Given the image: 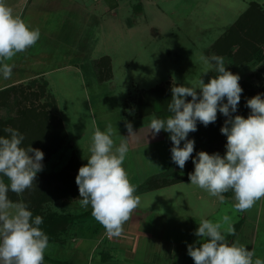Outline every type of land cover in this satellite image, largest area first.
<instances>
[{
  "label": "rangeland",
  "instance_id": "rangeland-1",
  "mask_svg": "<svg viewBox=\"0 0 264 264\" xmlns=\"http://www.w3.org/2000/svg\"><path fill=\"white\" fill-rule=\"evenodd\" d=\"M5 2L32 28L38 27L41 33L34 47L9 61L14 65L11 77L5 79L0 74V136H7L4 129L11 127L25 137L23 147L31 146L43 153H51L44 157V167L37 174L36 183L24 192L28 196L36 194L40 197L45 192L56 193L63 188L69 198L80 200L75 178L80 168L79 159L82 165L87 164L95 127L104 131L111 124L115 133L113 139L119 145L120 136L126 137V123L146 124L150 123L151 116L157 117L156 113L136 115L135 100L143 90L156 85L166 88L173 84L192 86L200 77L207 83L216 75L214 71L203 74L208 66L201 56H222L227 70L240 76L243 92L233 117L242 115L247 118L250 114L247 100L257 94L264 96V40L260 41V34L249 28L247 32L234 36L229 48L222 40L227 28L250 3L258 2L264 9V0ZM102 56L110 57V71L97 63ZM48 114L59 119L63 133L57 140L46 144L50 135L45 134L43 120L47 121ZM226 119L218 113L216 122L207 127L197 122V131L188 136L195 141L193 159L200 151L218 152L221 156L226 153L227 138L220 131ZM163 132L166 138L163 145L147 144L140 146L138 151L129 149L127 153L124 167L137 188L146 183V176L143 172L138 174V167L144 170L150 159L159 160L157 156L164 146L165 154L171 156L170 134ZM171 165L177 166L173 161ZM171 188L167 201L164 197L155 200L154 193L150 194L152 199L148 200L144 195L142 201H153L158 206H162L158 201H165L169 209H178L182 219L174 221L173 227L180 230L184 246H199L197 242L201 238L195 235V231L200 219L215 221L227 214L232 217L235 228V235L228 236V241L238 240L264 259V199L248 211L236 212L234 196L225 199L224 203L209 194L198 201L195 195L201 189L194 185L178 184ZM8 195L10 199L18 197L12 192ZM79 200L75 204H64L63 211L60 200L46 202L44 204L59 205L57 208L47 206L45 211L51 208L64 213L70 211L77 221L84 219V226H81L84 229L92 218L91 209L89 213L85 212ZM182 204L186 205L182 207ZM71 206L75 209H70ZM244 214L248 218L258 215L259 220L249 224ZM159 220L160 217L156 220L158 224ZM177 222L180 226L175 225ZM81 235L87 236L88 233L84 230ZM68 247H72L71 241L65 244L64 250H60L57 242L49 243L44 260L56 264H65L66 259L71 264L72 261L81 264L84 260L83 264H95V253L90 258L80 253L73 257L67 252ZM160 262L162 259L157 256L153 264Z\"/></svg>",
  "mask_w": 264,
  "mask_h": 264
},
{
  "label": "clouds",
  "instance_id": "clouds-1",
  "mask_svg": "<svg viewBox=\"0 0 264 264\" xmlns=\"http://www.w3.org/2000/svg\"><path fill=\"white\" fill-rule=\"evenodd\" d=\"M40 35L38 27L32 28L5 0H0V74L5 79L11 77L14 67L9 61L34 47ZM200 59L208 66L203 74L214 71L216 75L207 83L200 77L192 86H173L167 106L170 115L151 116L148 127L153 137L161 130L170 134L171 159L181 170L192 159L190 185L221 203L224 194L232 192L234 210L248 211L264 199V96L257 94L247 100V118L233 117L243 92L240 76L227 70L222 56L212 54ZM218 113L227 117L220 129L227 138L226 153L221 156L200 151L193 159L195 141L188 139L189 133L197 131V122L205 127L215 123ZM126 127L129 137L135 134L131 123ZM4 132L8 135L0 136V264H44L49 238L40 227L43 218L33 217L27 203L13 201L8 195L12 192L19 197L33 187L44 167V153L23 147L25 137L18 130L7 127ZM114 135L111 124L104 131L95 127L87 164L79 168L75 178L80 206H91L92 217L110 238L122 236L124 225L141 202L124 167L128 138L120 136L117 145ZM198 224L195 235L201 238L199 246L187 248L194 264H264L254 249L249 250L238 240L228 241V236L235 235L231 216L224 214L215 221L202 218Z\"/></svg>",
  "mask_w": 264,
  "mask_h": 264
},
{
  "label": "crops",
  "instance_id": "crops-1",
  "mask_svg": "<svg viewBox=\"0 0 264 264\" xmlns=\"http://www.w3.org/2000/svg\"><path fill=\"white\" fill-rule=\"evenodd\" d=\"M136 115L138 116V114ZM148 126L149 123L132 125V132L135 134L130 137L128 129L126 128L125 138H128L130 150L135 149L138 151L140 146L143 147L147 144L160 146L161 144L163 145V142H166L162 130L153 137ZM165 148L164 146L161 149V154H158L157 157L160 158L159 160L150 159V164H147L144 170L138 167V174L143 172V176H146V183L142 187L137 188V195L141 197V202L139 207L132 213L130 220L124 225L122 236L110 238L106 234L105 229L92 217L87 221L88 224L84 229L81 227L84 226V219L82 222L73 219L69 226L60 232L57 237L52 238L49 243L57 242L60 244V250H64L63 247H65V244L71 241L72 247H68L67 252L72 253L73 257L78 256L80 253L81 256L87 258H90L95 253V264H153L157 256L162 259L160 264H194V261L187 253L188 247L184 246L180 239V230L173 227V222L182 219V217L178 215V209L174 208L173 211L172 208L169 209L168 204H165L167 197L171 196V187L178 184H188L190 186V180L189 177L181 179V177H184L182 176L184 171L181 172L182 170L180 171L177 166L171 165V156L165 154ZM150 154L153 155L152 153ZM148 157L151 158L150 155ZM163 158H165L164 162ZM79 163L81 167L80 159ZM155 164L158 165V168L155 167ZM198 192L197 194L195 193L196 200L198 201L208 195L204 190H199ZM151 193H154L153 197L155 200H160L164 197L165 201H158L161 202L158 204L162 206H158L156 203L154 204L153 201H148L152 199L150 196ZM144 195L148 196V200L143 202ZM224 195L225 199H232L234 196L232 192L225 193ZM77 200L79 199L60 200V204H62L61 210H64V204H75ZM58 205L51 204V207L57 208ZM185 205L182 204V207ZM70 209L73 210L75 208L71 206ZM90 209L91 206L85 212L89 213ZM68 213L70 214V211ZM244 216L247 217L246 214ZM158 217H160L159 224L156 221ZM188 217L190 218V216ZM208 217L206 216V218ZM257 220H259L258 215L255 217L250 216V218L247 217L245 221L253 224ZM175 225L180 226L178 222ZM84 230L88 233L87 236L81 235ZM44 264H56V262L53 263L44 260ZM65 264H71V262L67 263L66 259ZM72 264L77 263L72 261Z\"/></svg>",
  "mask_w": 264,
  "mask_h": 264
},
{
  "label": "trees",
  "instance_id": "trees-1",
  "mask_svg": "<svg viewBox=\"0 0 264 264\" xmlns=\"http://www.w3.org/2000/svg\"><path fill=\"white\" fill-rule=\"evenodd\" d=\"M250 28V29H249ZM248 29L253 33L260 34V41L264 40V9L258 2H252L249 6L234 20V22L227 28V34L223 37V42L228 44L227 48H229L233 42L234 36L238 33L247 32ZM238 36V35H237ZM263 36V37H262ZM109 56H102L98 60V64L106 67L109 71L111 68ZM110 76V75H109ZM173 86H177L173 84L170 88H166L163 85H156L155 88H149L147 90H143L139 95V98L135 100V111L136 114L144 116L145 114L149 115L151 113H156L157 118H166L170 115L168 112V103L171 101V88ZM138 95V94H137ZM137 98V97H136ZM187 99V98H186ZM153 108V110H151ZM151 110V111H150ZM163 115V117H162ZM43 128L46 129L45 134L50 137L47 138V143H52L57 140L56 138L60 137L63 133L62 125L59 119L52 115L48 114L47 121L43 120ZM42 125V123H39ZM45 126V127H44ZM38 127V126H36ZM43 137V136H42ZM40 145V144H39ZM53 145V144H52ZM55 145V144H54ZM42 147V145L40 146ZM51 153H44V157H48ZM178 167V166H177ZM178 169H180L178 167ZM181 171V169H180ZM182 174L181 179L189 177L188 174L194 171L193 162H189V165L185 166L181 171ZM64 189H59L58 192H45L40 197L38 195H30L22 194L19 199H22L25 203L28 204L29 209L33 213V217L39 215L43 218V223L40 226L45 234L48 236L49 241L52 238L57 237L60 232L64 231L65 228L69 226L71 221L74 219L72 214L64 213L58 211L56 209H50L45 211V207H49L51 204H44L48 202H57L59 200H70L68 195L63 191ZM32 193V192H31ZM13 201L18 200V197L11 199Z\"/></svg>",
  "mask_w": 264,
  "mask_h": 264
}]
</instances>
